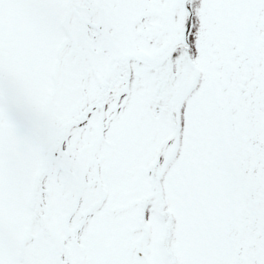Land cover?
I'll list each match as a JSON object with an SVG mask.
<instances>
[{
    "label": "snow or ice",
    "instance_id": "obj_1",
    "mask_svg": "<svg viewBox=\"0 0 264 264\" xmlns=\"http://www.w3.org/2000/svg\"><path fill=\"white\" fill-rule=\"evenodd\" d=\"M0 264H264V0H0Z\"/></svg>",
    "mask_w": 264,
    "mask_h": 264
}]
</instances>
